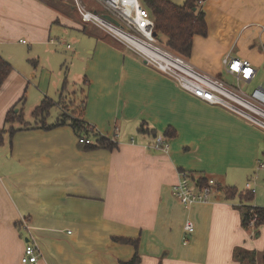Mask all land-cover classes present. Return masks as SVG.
Segmentation results:
<instances>
[{"label": "crops", "instance_id": "crops-1", "mask_svg": "<svg viewBox=\"0 0 264 264\" xmlns=\"http://www.w3.org/2000/svg\"><path fill=\"white\" fill-rule=\"evenodd\" d=\"M58 1L0 0V55L12 66L0 87V128L6 129L0 264H22L29 241L42 251L40 264H130L136 254L135 264H264V223L245 226L239 208L264 207V130L183 90L121 41L68 15ZM201 6L207 32L194 36L185 57L215 76L226 71V54L247 58L261 82L264 0H204ZM69 31L77 33L71 34L75 42L90 41L74 82L55 68L56 41ZM80 55L77 48L75 59ZM85 86L83 117L114 147L83 149L70 125L9 132L7 114L22 102L31 103L28 116L49 97L57 102V119L59 100L69 102ZM168 128L177 134L165 136ZM159 135L168 150L152 147ZM183 173L195 181L214 179L210 199L182 204L173 185ZM227 186L254 191L241 200L227 197ZM188 220L195 226L189 235ZM239 250L252 255L241 259Z\"/></svg>", "mask_w": 264, "mask_h": 264}, {"label": "built area", "instance_id": "built-area-1", "mask_svg": "<svg viewBox=\"0 0 264 264\" xmlns=\"http://www.w3.org/2000/svg\"><path fill=\"white\" fill-rule=\"evenodd\" d=\"M76 2L85 23H93L105 30L139 54L147 63L173 79L183 90L210 105L225 108L264 130V78L258 85L251 87L259 78L258 69L251 60L233 56L231 53L223 57L225 70L234 79V82L230 83L198 69L184 55L156 44L155 20L141 0H96L106 10L104 13L89 10L80 0ZM103 14L111 15L118 24L106 19ZM126 35L130 36V39ZM131 38L137 40V43L140 42L141 47ZM70 47L68 45V48ZM80 141L90 143L87 138H80ZM151 145L164 151L170 147L162 135L156 136ZM206 181L203 185L201 180L195 181L183 173L181 180L173 185V194L184 205L206 201L218 185L212 178ZM251 223H255V218ZM194 231V223L188 220L185 223L186 234H192ZM184 242H188L186 236ZM41 256L39 246L29 241L21 261L22 264H40Z\"/></svg>", "mask_w": 264, "mask_h": 264}, {"label": "trees", "instance_id": "trees-1", "mask_svg": "<svg viewBox=\"0 0 264 264\" xmlns=\"http://www.w3.org/2000/svg\"><path fill=\"white\" fill-rule=\"evenodd\" d=\"M141 1L144 6L149 9L155 20L154 32H156V38L158 39L163 37L165 45L168 46V48L184 56H190L194 36L196 34L204 35L207 32L205 11L201 6V1L204 0H185L183 4H178L172 0ZM115 40L118 41L117 39ZM11 70V64L0 55V87L10 74ZM67 84L68 82L64 83V91L67 88ZM70 95H73L74 97L73 99H70L69 102L66 101V98L61 96L62 98L59 100V104L63 106V111L61 115H59V117L52 123L48 121V118L52 107H54L57 102H54L49 97H45L44 100L35 107L33 111L35 118L34 123L25 121L23 109H20L18 112L11 109L6 117V122L11 125L9 132L13 135L16 131L22 128L39 127L43 129H52L58 126L70 125L78 135L79 143L83 149L114 147L115 143L99 133L95 127L91 126L83 117L84 106L87 99L86 86L85 88L82 87L77 89ZM16 124L20 125V127H16ZM5 133L6 129L0 128V146L5 141ZM176 134V130L168 128L165 136L173 137ZM93 137H95V140ZM80 138H87L90 140V143H83L80 141ZM200 180L203 182L202 184L205 185L207 182L206 180L208 179L201 178ZM222 189L226 193L227 197L239 194L241 200L249 199L253 193L250 189L248 192L239 193L235 186H227ZM239 208L243 212V223L245 226L250 225L253 218H255V223L257 224L264 223V207L241 204L239 205ZM117 240L123 242H134L130 239L117 238ZM238 255L241 259H245L249 255H252V253L246 250H239ZM137 261L138 254H136V256L129 263L135 264Z\"/></svg>", "mask_w": 264, "mask_h": 264}, {"label": "rangeland", "instance_id": "rangeland-1", "mask_svg": "<svg viewBox=\"0 0 264 264\" xmlns=\"http://www.w3.org/2000/svg\"><path fill=\"white\" fill-rule=\"evenodd\" d=\"M52 1V0H50ZM176 3H184V0H172ZM60 3V6L63 7L66 11V13L68 15H73L75 18H78V21H80L81 23L85 24V22L82 20L79 9L77 7V2L76 0H59L58 1ZM80 2L84 5L87 6V8L89 10H95L99 13H104L106 10L104 9V7H102L101 5H99L96 0H80ZM91 26H95L97 27L100 31H102L103 33H106L105 30H103L102 28L98 27L97 25L93 24V23H88ZM71 34L76 35L77 33L75 32H71L69 31L68 34H64L60 39H58L56 41V49L58 51V63L56 64L57 66L56 68V74L58 77H63V79H66L68 77L69 81L74 82V78L73 75L77 72V71H83V67L85 66L84 63V57L85 55H87L85 53L86 48L89 46L88 41H83V40H79V42H75L73 37H71ZM108 34V33H106ZM77 36V35H76ZM84 43V44H83ZM156 44H158L159 46L162 47H166L168 48V46L165 45V41L163 37L160 38H156L155 41ZM72 46V48H68L67 45ZM87 46V47H86ZM126 46V45H125ZM77 48H80V51L82 52V55L78 56L76 59L74 57V52L77 51ZM75 50V51H74ZM139 56V55H138ZM33 60V59H32ZM260 73L262 75H264V68L260 69ZM220 78H222L223 80L233 83L234 79L226 72L223 71L221 76H219ZM63 81V80H62ZM260 81H255L251 87H255L256 85L259 84ZM61 89V88H60ZM33 88H30V91L32 92ZM30 102H22L21 103V107L24 108V112L26 113L25 119H27V121L30 122H35V118L34 115H28L30 111ZM24 106V107H23ZM21 108V109H22ZM18 109V107L16 108ZM70 112V111H69ZM58 113V107L54 106L51 109V115L48 118V121L52 122L56 119V114ZM61 115V114H60ZM249 189H253V188H249Z\"/></svg>", "mask_w": 264, "mask_h": 264}, {"label": "water", "instance_id": "water-1", "mask_svg": "<svg viewBox=\"0 0 264 264\" xmlns=\"http://www.w3.org/2000/svg\"><path fill=\"white\" fill-rule=\"evenodd\" d=\"M103 16H104L106 19H108V20H110V21H112V22L118 24V21H117L115 18H113L111 15H109V14H103ZM154 35L156 36V32H154ZM146 62H147V61H146Z\"/></svg>", "mask_w": 264, "mask_h": 264}, {"label": "bare ground", "instance_id": "bare-ground-1", "mask_svg": "<svg viewBox=\"0 0 264 264\" xmlns=\"http://www.w3.org/2000/svg\"><path fill=\"white\" fill-rule=\"evenodd\" d=\"M127 36V35H126ZM129 39H130V36H127ZM131 40L134 42V43H136L139 47H141V43L140 42H138L137 43V40H135L134 38H131Z\"/></svg>", "mask_w": 264, "mask_h": 264}]
</instances>
